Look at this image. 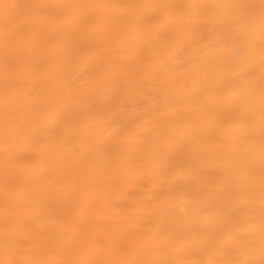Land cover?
Returning <instances> with one entry per match:
<instances>
[{
	"label": "bare ground",
	"instance_id": "obj_1",
	"mask_svg": "<svg viewBox=\"0 0 264 264\" xmlns=\"http://www.w3.org/2000/svg\"><path fill=\"white\" fill-rule=\"evenodd\" d=\"M258 5L0 0V264L264 261Z\"/></svg>",
	"mask_w": 264,
	"mask_h": 264
},
{
	"label": "snow or ice",
	"instance_id": "obj_2",
	"mask_svg": "<svg viewBox=\"0 0 264 264\" xmlns=\"http://www.w3.org/2000/svg\"><path fill=\"white\" fill-rule=\"evenodd\" d=\"M119 5H109V7H118ZM132 7L142 6V5H129ZM183 7L190 8V9H196V8H207V7H223V8H234V9H248V8H254L257 5L250 4L246 2L236 3V4H230V5H206V4H195V3H188L185 5H182ZM52 7H66V5H53ZM260 9V20H261V28L262 33H264V0H259ZM243 22L241 23V27L247 26L251 28V26L254 24V18L247 17L242 18ZM262 137H264V98H262ZM251 196V190L248 187L238 189L236 193V198L241 200L242 203L246 202ZM261 196H262V202H264V141H262V152H261ZM105 264H113V262H105ZM230 264H256L254 260H248V261H233L230 262ZM261 264H264V261H261Z\"/></svg>",
	"mask_w": 264,
	"mask_h": 264
}]
</instances>
